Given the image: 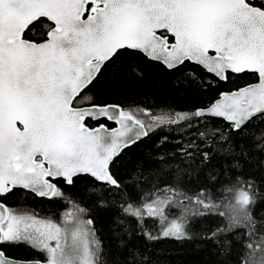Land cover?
Instances as JSON below:
<instances>
[{"label": "snow or ice", "instance_id": "snow-or-ice-1", "mask_svg": "<svg viewBox=\"0 0 264 264\" xmlns=\"http://www.w3.org/2000/svg\"><path fill=\"white\" fill-rule=\"evenodd\" d=\"M121 53H138L170 71L194 65L177 87L207 90L230 76L246 82L189 110L154 113L93 102L85 90L109 65L120 72ZM257 122L264 123V0H0V264H109L90 209L65 191L82 178L97 208L108 206L106 193L124 201L119 224L125 226L117 232L122 264H165L152 249L161 239L211 243L218 264H264L258 232L264 225L253 215L264 179L238 174L246 164L264 169V143L254 153L242 142ZM173 126L187 136L174 140L179 147L170 155L179 160L157 156L165 179L145 189L139 182L147 177L137 174L138 199H131L113 165L125 149ZM215 157L223 169L210 179L230 181L220 200L208 188L185 187ZM18 192L59 200L64 210L56 219L9 206ZM208 215L225 224L205 234L190 231L195 218ZM234 240L239 252L229 259ZM21 246L40 258L8 255L9 247Z\"/></svg>", "mask_w": 264, "mask_h": 264}, {"label": "trees", "instance_id": "trees-1", "mask_svg": "<svg viewBox=\"0 0 264 264\" xmlns=\"http://www.w3.org/2000/svg\"><path fill=\"white\" fill-rule=\"evenodd\" d=\"M35 35L36 33H29L30 38ZM116 63L121 67L118 74L111 72L112 66L109 65L99 78L85 90L84 94L90 95L93 102L118 104L124 108L139 105L142 108L151 109L154 113L162 107L189 110L197 105H203L220 91L235 89L246 82L245 77L230 76L227 82L218 81L215 87L207 90H201L195 84H183L177 87L175 81L183 80V74L188 69H195L194 65L185 63L170 71L160 63L148 60L138 53H121L117 57ZM213 123L222 125L223 121L216 120ZM177 127L159 129L150 133L145 139L125 149L116 160L112 170L117 178L125 184V190L130 194L131 199H138V191L134 186L136 183L134 177L137 174L147 177V181L139 182L140 186L145 189L151 187L152 183H162L165 179L158 175L161 164L156 159L157 156L168 154L167 162L170 164L179 160V155L175 157L170 155L176 152L179 147V144L174 140L184 142L187 136L184 132L178 131ZM188 131L193 130L189 129ZM165 135L168 140L161 143ZM256 137H260V139H256ZM242 142L255 153L256 145L264 143V123L250 124L248 135ZM260 155L264 157V153H260ZM223 163L222 159L215 157L207 170H201L197 179L185 182V187L189 191H197L201 187L208 188L216 200L228 196L224 188L230 181L221 183L210 179V172L222 171ZM238 174L244 178L256 177L258 181L264 179V169L259 168L258 164H246ZM222 179L218 176V180ZM168 182H171L170 178H168ZM87 183V178H82L76 186L65 188V191L74 198L80 199L90 209V215L95 221L97 236L103 244V259L107 260L109 264H122L124 256L118 247L117 232L119 228L125 226L119 224L120 220L126 219L120 212V204L124 201L119 195L106 193L105 198L109 204L106 208L99 209L95 206V197L90 198L85 195ZM261 191L264 192V188H261ZM7 203L11 207L28 206L35 209L41 216H52L53 218H58L64 210V206L59 200L50 201L22 192H18L15 197H10ZM253 215L258 225H264V198L258 197ZM146 224L155 231L154 221L148 220ZM223 224H225V220L216 215L197 217L192 221L190 231L196 234H205ZM126 226L134 228L135 221L127 218ZM258 232L264 234V227H258ZM233 244V255L229 259H234L239 252V241L234 240ZM152 249L165 264H218L220 259L215 254V247L211 243L161 239L152 244ZM7 252L9 256L16 258H40L33 250L22 246L9 247Z\"/></svg>", "mask_w": 264, "mask_h": 264}, {"label": "flooded vegetation", "instance_id": "flooded-vegetation-1", "mask_svg": "<svg viewBox=\"0 0 264 264\" xmlns=\"http://www.w3.org/2000/svg\"><path fill=\"white\" fill-rule=\"evenodd\" d=\"M89 124L91 125V124H94V122H92V121H89ZM39 198V197H38ZM10 206V205H9Z\"/></svg>", "mask_w": 264, "mask_h": 264}, {"label": "water", "instance_id": "water-1", "mask_svg": "<svg viewBox=\"0 0 264 264\" xmlns=\"http://www.w3.org/2000/svg\"><path fill=\"white\" fill-rule=\"evenodd\" d=\"M161 65H162V64H161ZM143 139H145V138H143ZM143 139H142V140H143ZM140 141H141V140H140ZM140 141H139V142H140Z\"/></svg>", "mask_w": 264, "mask_h": 264}, {"label": "rangeland", "instance_id": "rangeland-1", "mask_svg": "<svg viewBox=\"0 0 264 264\" xmlns=\"http://www.w3.org/2000/svg\"><path fill=\"white\" fill-rule=\"evenodd\" d=\"M56 218V217H55ZM56 219H59V217L58 218H56Z\"/></svg>", "mask_w": 264, "mask_h": 264}]
</instances>
